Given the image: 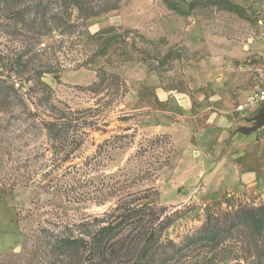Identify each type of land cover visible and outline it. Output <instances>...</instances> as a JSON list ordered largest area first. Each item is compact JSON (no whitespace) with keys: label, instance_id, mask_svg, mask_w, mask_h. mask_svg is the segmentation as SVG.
Wrapping results in <instances>:
<instances>
[{"label":"rangeland","instance_id":"1","mask_svg":"<svg viewBox=\"0 0 264 264\" xmlns=\"http://www.w3.org/2000/svg\"><path fill=\"white\" fill-rule=\"evenodd\" d=\"M190 25L198 55L264 68V0H0V264H72L55 240L87 238L119 202L154 207L161 242L184 245L179 264H264V148L229 144L218 176H202L165 98L188 87ZM59 159L85 163L82 192L113 187L111 199L67 196L70 176L54 187ZM207 218L216 243L187 247Z\"/></svg>","mask_w":264,"mask_h":264},{"label":"crops","instance_id":"2","mask_svg":"<svg viewBox=\"0 0 264 264\" xmlns=\"http://www.w3.org/2000/svg\"><path fill=\"white\" fill-rule=\"evenodd\" d=\"M199 31L197 25L182 30V44L191 52L185 70L188 87L185 92L165 98L169 100L168 105L179 108L181 120L187 125L184 134L188 146L197 154L196 162L201 166L199 173L207 178L218 176L222 162L217 161L229 144L239 156L250 151L253 144L264 148V126L249 133L239 131L242 127L254 126L253 118L260 109L236 111L237 105L246 102L255 89L262 87L264 75L259 68L256 74L248 67L238 66L236 56L198 55ZM201 87L209 88L208 94L202 93L207 90L202 91ZM240 177L248 186L256 181V176L249 171L242 172Z\"/></svg>","mask_w":264,"mask_h":264},{"label":"trees","instance_id":"3","mask_svg":"<svg viewBox=\"0 0 264 264\" xmlns=\"http://www.w3.org/2000/svg\"><path fill=\"white\" fill-rule=\"evenodd\" d=\"M94 16V15H93ZM16 92V91H15ZM5 101L4 96L0 94V102ZM53 120L51 124H47V131L51 135H58V126ZM53 135V136H54ZM115 138H113L114 140ZM58 167L56 172V181L54 187L61 188V180L70 176L73 180L72 185L66 186L67 196L69 193L75 195L77 200H88L95 204H104L108 202L116 189H90L82 192L80 181L84 180L88 175L82 165L72 164L63 167L65 160H57ZM90 184V183H89ZM80 189L81 192H78ZM118 203V202H117ZM252 212V211H251ZM157 213L153 206L146 204L128 205L124 203L117 204L110 209L108 213H104L103 218L95 219L93 225H97L87 238L83 237H64L58 238L53 244V248L60 254L66 255L71 253L70 258L73 259L72 264H179L183 262L185 257L184 245L177 246L172 241L161 242L160 232L164 229L163 221H158ZM249 222L252 227L260 228L263 221L254 214L246 212L240 217ZM213 226L207 218L206 223L201 229L198 236L188 238L187 247H197L199 245L208 248L213 247L216 243L217 235L213 233ZM67 256V255H66ZM191 259V258H190ZM189 259V260H190ZM210 259L216 260L215 257ZM188 260V261H189ZM213 260L208 261L212 264ZM186 260H184L185 262Z\"/></svg>","mask_w":264,"mask_h":264},{"label":"built area","instance_id":"4","mask_svg":"<svg viewBox=\"0 0 264 264\" xmlns=\"http://www.w3.org/2000/svg\"><path fill=\"white\" fill-rule=\"evenodd\" d=\"M264 75V68L261 70ZM255 109L258 111L264 108V83L262 87L255 89L247 98L246 102L236 106V111H243L245 109Z\"/></svg>","mask_w":264,"mask_h":264},{"label":"water","instance_id":"5","mask_svg":"<svg viewBox=\"0 0 264 264\" xmlns=\"http://www.w3.org/2000/svg\"><path fill=\"white\" fill-rule=\"evenodd\" d=\"M254 126L247 128V127H242L239 129V131L243 133H249L252 131H255L259 129L260 127L264 126V108H261L256 116L253 118Z\"/></svg>","mask_w":264,"mask_h":264}]
</instances>
